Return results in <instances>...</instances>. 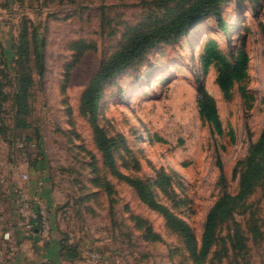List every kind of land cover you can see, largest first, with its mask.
Wrapping results in <instances>:
<instances>
[{"label":"rangeland","instance_id":"1","mask_svg":"<svg viewBox=\"0 0 264 264\" xmlns=\"http://www.w3.org/2000/svg\"><path fill=\"white\" fill-rule=\"evenodd\" d=\"M165 2L172 3L0 0V65L25 19L43 40L45 67L41 77L34 75L29 127L14 125L10 98L0 109V264H193L182 237L103 163L90 121L80 112L81 94L100 61L118 47L128 27L159 14ZM222 17L225 33L207 17L111 79L96 118L108 136L122 137L113 152L115 169L149 182L156 198L188 224L198 241L213 202L223 191H236L234 165L264 125V0H227ZM208 37L227 55L244 41L250 57L242 83L254 96L250 102L238 85L225 99L213 68L203 79L216 101L222 135L200 118L196 105L199 55ZM80 40L94 49L74 63L72 44ZM4 90L11 93L8 82ZM230 128L234 142L227 135ZM22 194L39 198L45 207L50 241L35 242L21 225L18 241L14 238L10 228H18ZM234 227L243 236L241 249L228 237ZM220 235L225 244L214 245L202 264H264V191L257 188L245 210L221 224Z\"/></svg>","mask_w":264,"mask_h":264},{"label":"trees","instance_id":"2","mask_svg":"<svg viewBox=\"0 0 264 264\" xmlns=\"http://www.w3.org/2000/svg\"><path fill=\"white\" fill-rule=\"evenodd\" d=\"M226 1L170 0L172 3H163L162 11L159 14L150 17L140 25L128 27L123 32L118 47L100 61L80 98V112L90 121L94 142L101 153L103 163L117 177L131 186L143 203L161 214L166 224L182 237L189 259L193 264L204 263L210 250L218 242L222 246L225 244L224 237L220 235L221 224L230 220L233 215L244 211L247 198L257 188L264 191V125L258 138L250 142L245 156L237 160L234 165L233 174L238 178L236 191L234 193L223 191L213 202L205 215L202 233L198 241L188 224L156 198L149 182L121 174L115 169L113 152L122 142V137L108 136L104 129L97 124L96 118L101 93L105 85L118 74L130 68L157 45L179 40L189 29L207 17H213L218 29L225 33L226 23L222 17V5ZM249 1L254 4L259 3V0ZM260 30L264 39V23H260ZM72 45L75 52L74 63L80 59L84 52L94 49L91 43L82 40L75 41ZM43 46V40L32 23L24 19L12 49L8 48L6 52L8 56L3 58V63L0 65V109L2 102L10 98L14 112V125L18 128H27L30 125L27 117L30 114L29 97L34 83V75L41 77L45 68ZM244 46L245 42L243 41L240 47L230 50L227 55L222 51L215 38L208 37L201 47L199 55L201 78H195L197 111L200 118L207 122L218 135L223 134V128L216 101L205 88L203 79L213 68L216 72L215 83L225 99H231L233 88L238 85L241 97L248 102L252 101L254 96L242 85L248 78L250 61ZM72 64L73 62L69 64L68 68ZM7 82L12 87L10 94L4 90ZM227 135L231 141H235V133L232 128L229 129ZM217 164L220 166L218 159ZM224 179L221 171L219 180L223 182ZM164 181L165 178H161L158 185L161 187ZM145 229L148 234L151 233L149 227ZM228 237L233 247L243 248V236L237 227L233 228ZM70 256H76V252L71 250Z\"/></svg>","mask_w":264,"mask_h":264},{"label":"built area","instance_id":"3","mask_svg":"<svg viewBox=\"0 0 264 264\" xmlns=\"http://www.w3.org/2000/svg\"><path fill=\"white\" fill-rule=\"evenodd\" d=\"M22 177L26 179L27 175L22 174ZM18 201L20 225L24 231L31 234L33 237L37 236L39 242L50 241L49 217L39 198L34 197L30 199L22 194L19 196ZM35 230L37 231L35 232ZM9 233V231H5L2 234V239L7 240Z\"/></svg>","mask_w":264,"mask_h":264},{"label":"crops","instance_id":"4","mask_svg":"<svg viewBox=\"0 0 264 264\" xmlns=\"http://www.w3.org/2000/svg\"><path fill=\"white\" fill-rule=\"evenodd\" d=\"M32 194H34V196L35 195H37L36 193H35V191L32 193ZM15 225H18V228L16 227V226H13L12 228H10L12 231H13V233H14V238L15 239H17V241H18V239H19V234H20V232H21V227L19 226L20 225V222L18 221V222H16V224ZM15 230V231H14ZM1 241H2V239H1ZM34 241L35 242H39L37 239H35L34 238ZM15 249H17V247H15Z\"/></svg>","mask_w":264,"mask_h":264},{"label":"water","instance_id":"5","mask_svg":"<svg viewBox=\"0 0 264 264\" xmlns=\"http://www.w3.org/2000/svg\"><path fill=\"white\" fill-rule=\"evenodd\" d=\"M36 231H37V230H35V232H36ZM34 238L37 239V236H34Z\"/></svg>","mask_w":264,"mask_h":264}]
</instances>
